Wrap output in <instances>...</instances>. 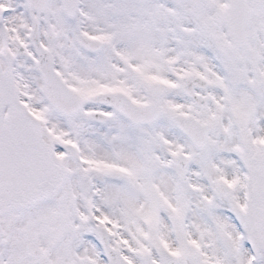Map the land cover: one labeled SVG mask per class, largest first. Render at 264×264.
Segmentation results:
<instances>
[{"label": "snow or ice", "instance_id": "obj_1", "mask_svg": "<svg viewBox=\"0 0 264 264\" xmlns=\"http://www.w3.org/2000/svg\"><path fill=\"white\" fill-rule=\"evenodd\" d=\"M0 264H264V0H0Z\"/></svg>", "mask_w": 264, "mask_h": 264}]
</instances>
